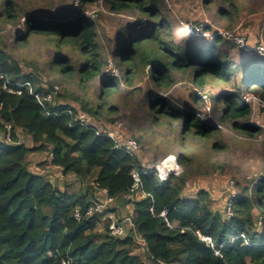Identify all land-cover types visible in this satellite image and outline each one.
I'll return each mask as SVG.
<instances>
[{
	"label": "trees",
	"instance_id": "trees-1",
	"mask_svg": "<svg viewBox=\"0 0 264 264\" xmlns=\"http://www.w3.org/2000/svg\"><path fill=\"white\" fill-rule=\"evenodd\" d=\"M223 1L230 9L237 6L236 0ZM105 4L112 12L133 10L150 21L136 34L135 25L122 32L113 48L120 74L107 76L92 16L78 12L74 23L61 24L67 16L38 19L24 10L20 0H0V30L3 24L15 25L25 17L24 30L11 37L15 47H24L30 38L39 36L51 48L48 55L28 62L17 57L0 35V118L13 125L11 142L0 140V264H62L63 260L72 264H145L133 252L137 239L144 242L147 257L156 264H264V176L253 188L241 187L231 199L233 216L228 218L214 210L205 189L196 198L184 197L188 172L183 170L161 182L155 172L145 170L136 154L118 148L113 138L77 117L78 109L95 119L107 112L110 124L105 126L115 125L117 120L110 115L118 111L110 99L122 80L133 86L148 70L157 95H150L147 89L143 105L147 112H155V124L172 127L173 122L184 120L183 138L208 139L216 132L211 119L175 107L168 95L161 94L180 79L200 91L216 88L218 92L209 96L220 109V120H229L233 129L255 137L261 128L249 123L252 109L239 101L245 92L256 94L264 103V63L255 53L241 61L218 57L228 54L222 50L227 41L219 35L209 43H205V35L197 33L184 44L169 40L170 25L155 0H105ZM231 11L227 13L231 15ZM199 28L211 30L209 25ZM75 76L81 95L69 87ZM102 76L96 98L100 104L95 105L87 91L91 82ZM5 82L13 88L29 82L31 87L21 86V94L10 93L3 87ZM56 87L61 92H56ZM31 89L53 94L54 101L40 104ZM200 91L190 92L191 101H202L205 94ZM261 110L264 112V107ZM19 132L26 133L33 144L20 142ZM218 144L212 147L219 148ZM41 151L49 152L50 164L60 167L64 175L91 177L94 188L107 189L122 204L134 192L133 174L138 173L140 189L147 195L133 203L135 229L124 237L111 236L107 227V233L97 232L102 215H86L94 201L92 195L60 189L45 175L27 168L28 154ZM178 157L181 166L187 167L190 159L185 152ZM77 208L83 215L80 220L74 215ZM163 211H167L165 216ZM199 233L211 237L212 244Z\"/></svg>",
	"mask_w": 264,
	"mask_h": 264
},
{
	"label": "rangeland",
	"instance_id": "rangeland-1",
	"mask_svg": "<svg viewBox=\"0 0 264 264\" xmlns=\"http://www.w3.org/2000/svg\"><path fill=\"white\" fill-rule=\"evenodd\" d=\"M20 1L23 3L24 10L35 13L38 19L67 16L66 22L62 20L61 24L74 23L78 12L92 16L96 21L98 52L106 61L104 76L120 74L119 60L114 55L113 48L122 38V32L128 31L129 26L135 25L136 34L137 31L145 30L147 24L150 23L147 17L137 11H110L105 0H95L91 4L79 3V0ZM236 1L237 6L231 9L229 3L223 0H208L207 2L205 0H155V5L166 16L170 25L169 40L184 44L196 33L203 35L204 32L205 43H209L213 39L212 36L219 35L227 41L222 50L228 54L220 53L218 57L241 61L255 53L264 63V52L261 51L264 50V24H260L264 18V0ZM41 8L48 10L40 13ZM220 10H226V12L222 13ZM229 10H232L231 15L227 13ZM98 13L100 14L98 15ZM24 19L25 17L22 16L15 25L3 24L0 35L8 42L9 48L13 49L17 57H25L28 62H31L34 58L48 55L51 48L45 45L43 38L39 36L30 38L29 44L24 47L17 48L13 45L11 37L24 30ZM201 24L202 26L209 25L211 30L203 31L199 28ZM242 53L246 57H241ZM24 70L29 71L31 68L24 67ZM147 72L148 70L145 71V74L141 73L133 86H128L122 80L119 91L110 99V104L115 106L118 111L110 117L121 122V126L111 128L115 129L124 139L133 137L140 140V149L134 153L142 160L145 169H149L157 163L156 161H161L168 155H179L185 152L190 160L187 167L183 166V170L189 173L183 193L184 197L196 198L198 192L205 189L210 194L214 210L225 216V209L230 200V191L228 190L230 184H236L238 194L241 192V187L253 188L259 177L264 176V112L261 110L264 103L256 94L244 92L241 95L239 104L247 103L252 109L248 119L249 123L256 124L261 128V132L257 136L249 137L233 129L231 121L220 120V109L215 107L214 100L209 96L218 92L216 88L206 87L200 91L192 83L179 79L168 92H161V94L168 95L175 107L199 112L201 118H198L207 121L211 119L217 127L214 135L208 139L183 138L181 128L184 120L173 122L172 127L152 122L157 117L155 112H147L143 105V102H146L144 92L149 89L150 95L155 96L157 93ZM104 76L91 82L87 91L95 105L100 104L96 98L99 95L100 80ZM77 82L78 79L75 76L69 87L81 95ZM192 90L205 94V98L199 102L191 101L189 94ZM245 98H248V102ZM71 102L69 103L72 104ZM78 111L86 123L96 126L100 132L107 129L105 125L110 124L107 112H103L100 119H95L79 109ZM18 137L20 142L29 146L33 144L30 137L24 132H19ZM0 140L5 141L3 127H0ZM213 143L214 145L219 143V148L212 147ZM27 168L34 173L45 175L51 183L60 189L67 188L70 192L76 193L87 191L89 195H92L93 200L102 197L100 191L94 188V180L91 177L82 179L76 175H64L60 167L52 166L48 151L28 154ZM128 196L134 200L128 201L129 197H126L128 202L123 204L121 210H116V203L108 206V210H114L117 218H122L124 215L132 217L135 213L133 203L139 199L138 195L129 194ZM258 217L260 218L262 215ZM96 229L97 232L107 233L104 221H101ZM137 241L138 244L134 247L133 252L139 254L145 264H156L147 257L144 242L141 239H137Z\"/></svg>",
	"mask_w": 264,
	"mask_h": 264
},
{
	"label": "built area",
	"instance_id": "built-area-1",
	"mask_svg": "<svg viewBox=\"0 0 264 264\" xmlns=\"http://www.w3.org/2000/svg\"><path fill=\"white\" fill-rule=\"evenodd\" d=\"M200 34V33H198ZM203 35L204 32H203ZM216 35L212 36L215 37ZM239 41V39H238ZM264 52V50H261ZM1 78H3V75H0ZM17 86H19L18 88H13L11 86L8 85L7 82L4 83L3 87L5 90H7L10 93H18L21 94L22 93V89L20 88L21 86H28L31 87V84L29 82H25V83H21V84H17ZM56 92H60V89L58 87H56ZM31 93L34 94V96L38 99L40 104H44L45 102H52L54 101V95L53 94H44L41 92H34L33 89H31ZM203 98H205V95H203ZM248 102V98H245ZM82 112V111H81ZM84 113V112H83ZM195 115L197 117L201 118V114L199 112H195ZM78 119L81 121V123H86V121H84L82 119V117H80V112H78L77 115ZM1 120V118H0ZM4 124V135H5V141L6 142H11L12 139V131H13V125L10 122H6L1 120ZM121 126V122H117L115 125H111L109 126L110 128L107 127V129H109L107 131V129H103L100 132L99 129L98 131L100 133H105L107 135H109L111 138H113L117 144L118 148L121 149H126L127 151L134 153L135 151L140 149V143L138 142L137 139L133 138V137H128L127 139H124V137L122 135H119L118 132L115 131V129L113 128H119ZM135 154V153H134ZM150 170H152L153 172H155V174L157 175L158 179L161 182H166L171 175L173 174H179L181 172H183V167L180 164L179 161V157L177 155H168L166 157H164L161 161L153 164L150 168ZM149 169H145V170H149ZM134 180H135V185H134V192L131 193L136 194L137 190L140 189V175L138 173H134ZM259 178H262V176H260ZM100 191V194L102 195L101 198H97L96 200H94L91 205L88 207L87 211H86V215H93L95 213L97 214H101L102 215V220L104 221L106 227H107V231L108 233L113 236V237H124L126 236L129 232L130 229H135V224L134 221L132 220L131 217L129 216H123L122 218H117L116 215L114 214V210L110 211L108 210V206L111 204L116 203V199L113 196H110L107 189L105 188H101L98 189ZM230 191V200L228 202V205L226 206V215L228 218L233 216V210H232V204H231V199L233 197H235L237 195V189H236V184L235 183H231L230 184V188L228 189ZM144 196L147 195V193L143 192ZM129 197V196H128ZM130 200H134L133 198H130ZM114 208V207H113ZM167 213V211H163L162 215L165 216ZM75 217L80 220L83 215L81 213L80 209H76L74 212ZM200 234V233H199ZM200 236H202V238L212 244V238L209 236H203L200 234ZM62 264H72L70 263V261L67 260H63ZM74 264H80V263H74Z\"/></svg>",
	"mask_w": 264,
	"mask_h": 264
},
{
	"label": "crops",
	"instance_id": "crops-1",
	"mask_svg": "<svg viewBox=\"0 0 264 264\" xmlns=\"http://www.w3.org/2000/svg\"><path fill=\"white\" fill-rule=\"evenodd\" d=\"M139 159H140V158H139ZM140 161H142V160L140 159ZM159 161H160V160H158V161H156V162H159ZM143 164H144V163H143ZM136 194L138 195V198H139V199L143 198V196H144L143 191H142L141 189H138L137 192H136ZM126 197H128V195H127ZM128 200H130V199L128 198ZM116 204H117V208H116L117 211H119V210H121V208H123V204H122L121 202L116 201ZM133 207H134V206H133ZM135 215H136V213H134L133 216L131 217L132 220L134 219ZM125 216H129V215H125ZM129 217H130V216H129ZM177 263H178V262H177ZM178 264H180V263H178Z\"/></svg>",
	"mask_w": 264,
	"mask_h": 264
},
{
	"label": "clouds",
	"instance_id": "clouds-1",
	"mask_svg": "<svg viewBox=\"0 0 264 264\" xmlns=\"http://www.w3.org/2000/svg\"><path fill=\"white\" fill-rule=\"evenodd\" d=\"M161 95V94H160ZM178 156V155H177Z\"/></svg>",
	"mask_w": 264,
	"mask_h": 264
}]
</instances>
